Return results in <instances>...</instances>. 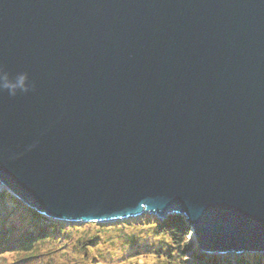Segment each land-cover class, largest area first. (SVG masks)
Here are the masks:
<instances>
[{"label":"water","instance_id":"water-1","mask_svg":"<svg viewBox=\"0 0 264 264\" xmlns=\"http://www.w3.org/2000/svg\"><path fill=\"white\" fill-rule=\"evenodd\" d=\"M0 185L264 255V0H0Z\"/></svg>","mask_w":264,"mask_h":264},{"label":"trees","instance_id":"trees-1","mask_svg":"<svg viewBox=\"0 0 264 264\" xmlns=\"http://www.w3.org/2000/svg\"><path fill=\"white\" fill-rule=\"evenodd\" d=\"M10 195L6 192L0 196V264H48L51 261L48 259L49 255L55 256L56 254L52 249L53 245L59 244H63L65 250L68 244H72L73 249L80 247L81 251L74 250L85 254L86 257L87 252L96 245L94 238H91L92 234L89 233L91 228L87 231L89 236L83 235L75 239L76 243H71L72 232L81 229L77 224H67L50 219L28 205L18 202ZM1 209L4 211L3 214ZM146 219L151 225L149 231L152 230L157 239L162 237L163 240L152 242L149 241L150 235L145 236L137 244L133 241L135 246H128L130 247L128 249L144 251L143 254L152 255L158 264H264L263 254L224 257L201 254L196 244L187 239L192 232L188 228L186 219L176 214L164 220L155 216L143 215L137 219L99 227L106 230L113 228L118 230L123 227V224L130 226V224H138ZM42 245H48L47 248L51 251L46 253L45 257L39 251ZM65 258L68 262L69 258L67 256ZM46 259H48L47 262Z\"/></svg>","mask_w":264,"mask_h":264},{"label":"rangeland","instance_id":"rangeland-1","mask_svg":"<svg viewBox=\"0 0 264 264\" xmlns=\"http://www.w3.org/2000/svg\"><path fill=\"white\" fill-rule=\"evenodd\" d=\"M6 192L7 190L2 189L0 185V196ZM10 196L12 197V195ZM2 210L3 209H1V211ZM3 213L4 211H2V214ZM137 218L127 219V220H133ZM118 222H124V221H118ZM142 222L138 224L136 223L130 224V226L123 224V227H121V229L118 230L117 228H113V227L112 230H108V229L106 230L99 227L100 225L111 226L116 222L114 223L65 222L67 224H77L81 228L80 230H76L72 232L73 235L71 238L72 240L71 243H76L74 242L75 239L82 237L83 235L86 237L89 236L87 231L88 229L91 228L92 230H90L89 233L92 234L91 238H94L96 245L93 247L92 250L87 252L88 256L86 257L85 254L81 252L79 253L74 250V249H78L79 251H81L80 247L78 248L76 247L73 249L72 244H68L66 250L63 248V244L53 245V247L52 245H50L56 254L55 256L49 255L48 259H51V261L48 262V264H66V263L67 264H158L156 262V259H154L152 255L143 254L144 251H136L135 249H128L130 248L128 246H135V244L141 242L145 238V236L150 235L149 241L152 242L163 240L162 237H159L157 239V237L153 234L152 230L149 231L150 230L149 226L151 225H149V221H147V219ZM187 239L188 241L194 242V237L192 234ZM133 241L135 242V244ZM47 247L49 246L42 245L39 247V251L41 252L40 254L41 255L43 254V257H45L44 255L46 253L48 254V252H51ZM204 255L211 257L214 256L224 257L220 255H208V254H204ZM66 256L67 258H69L68 262H66V258H65ZM48 259H46V262Z\"/></svg>","mask_w":264,"mask_h":264},{"label":"bare ground","instance_id":"bare-ground-1","mask_svg":"<svg viewBox=\"0 0 264 264\" xmlns=\"http://www.w3.org/2000/svg\"><path fill=\"white\" fill-rule=\"evenodd\" d=\"M1 188H2V189H5V187H4V186H2V185H1ZM5 190H6V189H5Z\"/></svg>","mask_w":264,"mask_h":264}]
</instances>
